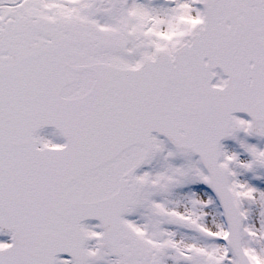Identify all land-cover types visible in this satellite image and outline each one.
I'll return each mask as SVG.
<instances>
[{
  "label": "snow or ice",
  "instance_id": "obj_1",
  "mask_svg": "<svg viewBox=\"0 0 264 264\" xmlns=\"http://www.w3.org/2000/svg\"><path fill=\"white\" fill-rule=\"evenodd\" d=\"M0 264H264V0H0Z\"/></svg>",
  "mask_w": 264,
  "mask_h": 264
}]
</instances>
